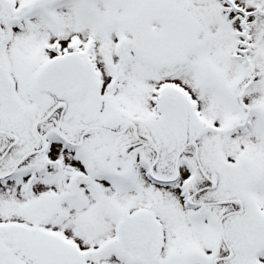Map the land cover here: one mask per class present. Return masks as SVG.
I'll list each match as a JSON object with an SVG mask.
<instances>
[{"label": "snow or ice", "instance_id": "6c2138e0", "mask_svg": "<svg viewBox=\"0 0 264 264\" xmlns=\"http://www.w3.org/2000/svg\"><path fill=\"white\" fill-rule=\"evenodd\" d=\"M0 264H264V0H0Z\"/></svg>", "mask_w": 264, "mask_h": 264}]
</instances>
